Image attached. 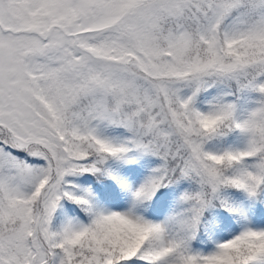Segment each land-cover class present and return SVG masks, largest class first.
<instances>
[{
    "label": "snow or ice",
    "instance_id": "6c2138e0",
    "mask_svg": "<svg viewBox=\"0 0 264 264\" xmlns=\"http://www.w3.org/2000/svg\"><path fill=\"white\" fill-rule=\"evenodd\" d=\"M0 264H264V0H0Z\"/></svg>",
    "mask_w": 264,
    "mask_h": 264
}]
</instances>
